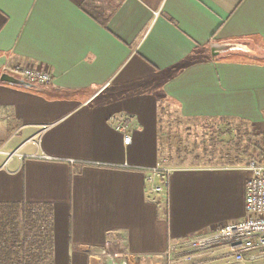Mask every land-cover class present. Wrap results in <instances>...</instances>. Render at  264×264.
<instances>
[{
    "label": "crops",
    "instance_id": "obj_1",
    "mask_svg": "<svg viewBox=\"0 0 264 264\" xmlns=\"http://www.w3.org/2000/svg\"><path fill=\"white\" fill-rule=\"evenodd\" d=\"M213 44L249 51L214 58ZM7 66L52 75L38 90L0 83V204L53 206L54 264H111L120 241L130 264H163L173 248L182 264L229 262L219 250L187 261L183 243L245 220L248 163L169 162L156 200L146 180L165 109L246 124L264 145V0H0Z\"/></svg>",
    "mask_w": 264,
    "mask_h": 264
},
{
    "label": "built area",
    "instance_id": "obj_2",
    "mask_svg": "<svg viewBox=\"0 0 264 264\" xmlns=\"http://www.w3.org/2000/svg\"><path fill=\"white\" fill-rule=\"evenodd\" d=\"M1 75H10L36 86H46L52 81L49 72L24 67H4ZM132 117L120 118L115 129L123 137L125 146L132 143ZM1 153V152H0ZM249 178L246 185L245 220L223 226L213 233L189 238L183 246L189 250L187 261L199 253L224 251L230 258L227 264H261L264 261V161L251 160L247 164ZM172 169L166 158L159 159L149 170L146 180L149 198L156 200L167 191ZM174 248L168 252L172 255ZM131 254L124 241L109 245L103 259L111 264H130Z\"/></svg>",
    "mask_w": 264,
    "mask_h": 264
},
{
    "label": "rangeland",
    "instance_id": "obj_3",
    "mask_svg": "<svg viewBox=\"0 0 264 264\" xmlns=\"http://www.w3.org/2000/svg\"><path fill=\"white\" fill-rule=\"evenodd\" d=\"M162 119L165 128L163 141L166 146L163 157L177 167L264 161L259 147L255 146L262 142H257L246 124L238 134L237 129L227 123L188 120L169 109L164 110ZM172 256L173 254L162 257V263H185L179 256L175 260Z\"/></svg>",
    "mask_w": 264,
    "mask_h": 264
},
{
    "label": "trees",
    "instance_id": "obj_4",
    "mask_svg": "<svg viewBox=\"0 0 264 264\" xmlns=\"http://www.w3.org/2000/svg\"><path fill=\"white\" fill-rule=\"evenodd\" d=\"M239 126L238 134L246 125ZM255 146L264 156V145ZM54 244L52 205L0 204V264H54Z\"/></svg>",
    "mask_w": 264,
    "mask_h": 264
},
{
    "label": "water",
    "instance_id": "obj_5",
    "mask_svg": "<svg viewBox=\"0 0 264 264\" xmlns=\"http://www.w3.org/2000/svg\"><path fill=\"white\" fill-rule=\"evenodd\" d=\"M238 50L239 51H249V49L246 46H243L240 44H213L211 46V52L214 58L223 53H228L231 51H238ZM0 83L9 85V86L25 88L28 90H38V87L36 85L30 84L23 79H17L10 75H1Z\"/></svg>",
    "mask_w": 264,
    "mask_h": 264
}]
</instances>
